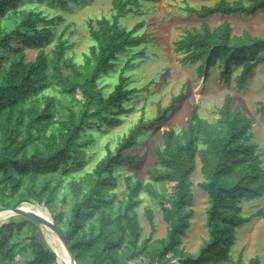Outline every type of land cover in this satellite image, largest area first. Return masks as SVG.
<instances>
[{
	"label": "trees",
	"instance_id": "1",
	"mask_svg": "<svg viewBox=\"0 0 264 264\" xmlns=\"http://www.w3.org/2000/svg\"><path fill=\"white\" fill-rule=\"evenodd\" d=\"M41 1V0H39ZM65 7L82 0H45ZM141 0H111L114 14L87 21L90 38L94 41L77 63L65 57L69 47L60 34L48 56L41 49L55 36L52 25L60 15L47 17L36 9H19L23 0H0V20L8 18L11 26L0 25V202L12 206L29 198L43 204L52 214L50 197L63 181L68 163L81 159L78 145L88 143L83 134L91 120L94 126L112 127L120 116L130 113L126 107L137 92L128 88L123 70L116 84L106 95L97 81L112 67L119 53L131 46L147 44L154 39L149 33L137 34L136 27L127 29L120 19L139 8ZM185 10L200 19L214 14L256 15L264 10V0H217L199 8ZM140 25V24H139ZM175 51L183 54L188 64H198L199 75L206 80L210 69L219 67V76L229 85L235 68V84L244 88L255 67L264 63V36L248 30L232 34L228 20L210 28L202 21L174 42ZM27 48H39L33 59H27ZM143 48L139 55L143 54ZM56 86L62 95L80 103L68 108L66 118L52 121L56 103L54 95L43 91ZM179 95L165 107L158 106L150 119L139 118L117 142L114 150L107 149L94 168L79 181H71L73 205L67 218L69 230L60 228L58 215L52 214L55 226L65 234L79 264H103L111 258L115 264L148 257L147 264H242V255L232 259L230 249L236 229L260 215L259 209L250 216L241 214L239 200L264 195V167L250 143L251 119L239 107L232 106V96L225 93L218 117L208 121L201 117L193 103L185 126L177 131L170 127L162 133V145L155 148L156 162L146 170L147 181L123 178L121 197L110 194L115 185L113 172L121 166H132L136 156L128 151L137 143L143 131L164 120L174 108ZM264 110V102L260 103ZM49 130L48 133H46ZM197 159L203 180L198 183L207 193L206 226L209 237L196 254L186 253L181 237L190 226L191 175ZM81 163V162H80ZM148 193L157 200L166 223V235L160 239H141L142 228L137 218L139 194ZM36 212V211H35ZM38 213V212H37ZM41 214V213H40ZM150 233L155 231L154 215L144 208ZM27 241L13 238V223L0 224V264H60L59 256L37 240L33 232ZM25 239V238H24ZM247 264H264L252 257Z\"/></svg>",
	"mask_w": 264,
	"mask_h": 264
},
{
	"label": "rangeland",
	"instance_id": "2",
	"mask_svg": "<svg viewBox=\"0 0 264 264\" xmlns=\"http://www.w3.org/2000/svg\"><path fill=\"white\" fill-rule=\"evenodd\" d=\"M217 0H141L139 8L127 13L120 19L121 25L127 29L136 27L137 34L149 33L154 39L150 43L131 46L125 52L119 53L113 61L106 74H103L97 81L102 94L110 92L117 82L119 73L123 70L129 60V66L125 67L123 73L127 76L128 88H135L137 92L129 101L125 102L126 107H133L134 110L120 116V122L107 127L103 125L100 129L94 126L91 120L86 126L84 140L89 142L78 145L82 149L81 159L78 162L68 163L65 168L63 181L58 190L53 194L45 193L42 200L50 197L52 214L58 215L60 228L63 232L69 230L67 218L73 205V192L70 188L71 181H79L90 172L97 162L104 156L107 149L114 150L117 142L128 132L139 118L145 120L154 117L158 106L165 107L172 97L179 95L175 106L167 113V117L156 124L153 128L140 133L137 143L128 151L136 156V163L132 166H121L114 170L115 185L110 194L114 195L116 201L121 197L124 189L123 178L127 175L134 179L147 181L146 170L156 162L155 148L162 145V133L167 128H174L179 131L185 126L187 116L193 103H197L199 114L208 121H213L218 117V109L222 105L225 93L232 96V106L239 107L251 119L250 143L254 145V152L258 156L261 165L264 167V110L260 103L264 102V63H259L252 77L244 88H238L235 84V74L239 73V68H235L230 84L225 85L219 76V67L210 69L208 78L205 80L198 72V64H188L183 59V54L175 51L174 42L181 38L187 30L198 27L202 21L209 24L210 28L228 20L232 27V34H240L243 30H248L252 35L264 36V10L256 15L214 14L206 19H200L185 10L191 6L199 8L202 5H212ZM19 9H36L47 17L60 15L61 20L56 19L52 25L55 33L54 38L41 47L44 53L51 55L56 43V38L62 34L69 46L65 51V57L80 63L83 61L85 53L94 41L90 38L87 21H92L105 16L112 19L111 0H82L77 4H69L65 7L51 5L45 0H23ZM12 21L8 18L0 20V25L8 24ZM140 24V25H139ZM143 48V54L139 55ZM39 48H27V59H33ZM45 94L54 95L60 102L56 103L52 121L56 122L66 118L68 108L73 104L80 103L81 96L75 95L70 98L62 95L51 85L43 91ZM49 130L46 132L48 133ZM81 162V163H80ZM200 163L197 159L196 169L191 175V200L188 209L191 211L190 226L181 237L180 247L189 254H196L202 243L208 239V229L206 226V209L209 205L207 193L199 188L198 183L203 180L199 170ZM139 202L135 209L139 220L141 239H160L166 235V223L162 218V212L156 199L146 192L139 194ZM32 200V198H31ZM35 202V201H34ZM24 203V202H22ZM21 203V204H22ZM40 208L46 206L37 203ZM241 214L250 216L259 209L264 211V195L255 198H243L239 200ZM5 207L0 202V207ZM21 206V205H20ZM148 206L154 215L155 231L150 233L149 222L144 215V208ZM23 207V206H22ZM41 213L39 210H34ZM51 214V216H52ZM26 221L34 223L33 232L37 235V240L46 243L41 232L46 230L51 241L48 245L52 250L54 238L45 223L38 222L33 218L22 214H16L3 222L13 223L12 234L15 240L27 241V236L32 232V225ZM25 238V239H24ZM232 259L242 255V264H247L252 257H258L264 261V220L258 216H253L249 221L238 227L235 232V240L230 249ZM58 256V254H57ZM59 258V257H58ZM59 258L60 264H65ZM148 257L141 256L133 261L135 264H147ZM178 264L177 259L172 261ZM103 264H115L111 258H105Z\"/></svg>",
	"mask_w": 264,
	"mask_h": 264
},
{
	"label": "water",
	"instance_id": "3",
	"mask_svg": "<svg viewBox=\"0 0 264 264\" xmlns=\"http://www.w3.org/2000/svg\"><path fill=\"white\" fill-rule=\"evenodd\" d=\"M22 202H29V203H34L33 200L26 198V199H22L20 201H18L16 204L12 205V206H5V207H0V214L2 213H9V214H22L25 215L27 217L33 218L34 220L38 221V222H42L45 223L46 225H48L54 232L55 234L58 236L59 240L61 241L65 251L68 254V261L69 264H79L78 261L75 259L70 245L67 242L66 236L63 232H61L54 224L53 219L48 211V209L46 208V216H41L38 215L35 212H31L27 209H25L24 207L20 206ZM121 264H135L129 261H123ZM165 264H171V263H165Z\"/></svg>",
	"mask_w": 264,
	"mask_h": 264
},
{
	"label": "bare ground",
	"instance_id": "4",
	"mask_svg": "<svg viewBox=\"0 0 264 264\" xmlns=\"http://www.w3.org/2000/svg\"><path fill=\"white\" fill-rule=\"evenodd\" d=\"M21 206H23L25 209L31 211V212H35L34 210H39L42 212V214L40 213H37L38 215H41V216H45V211H44V208H40V206H38V204L36 202L34 203H29V202H24L21 204ZM13 215H16V214H9V213H2L0 214V219H6V218H9L10 216H13ZM45 226H48L45 224ZM50 232L52 233L53 235V238H54V245L52 246L53 248V251L58 254L59 258H61V260H63L62 262L65 263V264H69V261H68V254L67 252L65 251L61 241L59 240L58 236L55 234V232L48 226ZM41 229V232L42 234L44 235L45 237V241L47 242L48 245H51V241L49 239V236L47 235V232L46 230H42V228L40 227Z\"/></svg>",
	"mask_w": 264,
	"mask_h": 264
}]
</instances>
